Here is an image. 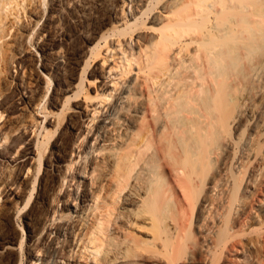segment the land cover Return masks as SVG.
<instances>
[{"label":"bare ground","instance_id":"1","mask_svg":"<svg viewBox=\"0 0 264 264\" xmlns=\"http://www.w3.org/2000/svg\"><path fill=\"white\" fill-rule=\"evenodd\" d=\"M42 1L0 0V90L13 68L33 67L19 56L47 29L33 32V11L48 21L65 0ZM122 2L120 17L91 20L84 49L73 39L49 57L54 43L38 46L43 69L57 71L55 110L41 106L47 80L32 102L45 121L28 131L32 155L21 149L28 136L0 150L17 179L32 169L23 194L0 188L3 202L22 196L16 220L27 218L11 235L0 203V264H229L251 245L263 254L264 234L251 233L264 226V0ZM11 103L0 101V119Z\"/></svg>","mask_w":264,"mask_h":264},{"label":"rangeland","instance_id":"2","mask_svg":"<svg viewBox=\"0 0 264 264\" xmlns=\"http://www.w3.org/2000/svg\"><path fill=\"white\" fill-rule=\"evenodd\" d=\"M46 2H47L46 0L42 1V6H41L42 9L46 7L45 4ZM62 3L61 5L57 6L58 7L57 10L53 13V15L48 21L46 20L45 15L43 17L41 16L40 18L41 9L39 6H37L35 11H33V15H31V22H33L32 20L35 21L39 20L35 28L36 30L34 29L33 32L39 31L41 26L47 22L46 32L43 36H41L38 39L37 44L27 48L29 52L28 51L22 52L19 55L21 59L26 57L29 58V60L32 62L33 67L30 66L29 68H27V71H25V73H24V69H21L20 65L18 67L13 68L12 69L13 77H8L9 78L8 82L6 81L7 83L5 85V88L7 89L3 88L0 90V101L3 100L5 95L7 94H10L12 97V103L10 104V107H7V111L4 112L3 116L0 119V122H2L6 118H8L7 125H5L3 129L0 130V132L2 133L4 131L9 130L12 138V140L9 139L8 141L1 142L0 150H2L1 152L3 153L10 151L9 147L11 144H14L16 142H21L28 136L29 138L27 139V142L29 141V139L31 140L28 143L22 144L21 149H23L24 152L31 151V153L27 154V156L32 155V140L34 138V133L29 134L28 131L29 129H35V128L37 129L38 128L37 124L39 123V121H42L41 125L42 124L45 125V121L41 119L43 113L38 112L35 114V110L32 109L33 108L32 102L34 101L36 96L38 97L42 93L44 87H46L45 81L47 80L49 81V89L46 96L43 98L41 102V106L45 105L48 109L55 110L54 107L48 103L49 101L48 99L52 94L53 87L56 85L55 79H56L57 71L53 64L55 63V61L52 60L47 61L48 63H51L53 65L48 71L44 70L42 67V62L45 60L44 59L45 53L44 50H42V48L38 46L46 41L54 43L51 53L48 54L49 57L55 55V51L58 50V46L60 43L63 47L62 49L69 48L71 43H73V39L75 43H77L78 41V43L82 45L84 49V47L88 45L89 34H87L88 32L86 29L89 28L88 26L89 23L92 21L99 22V20L101 19L100 17H103L104 12L107 11L115 10L117 16L119 15L120 17V10L123 2L122 0H71V1L65 0ZM100 25L101 24L97 23L96 27L99 28ZM34 36L35 35H33V37ZM59 60H64V59L60 57ZM82 60L83 58L77 65L76 69H73L74 71L76 70L78 72V69L82 65ZM101 62L102 61L99 59L97 64H100ZM31 68L33 69L30 70ZM62 72L67 73L65 69H63ZM20 91H22L23 94L25 95H22ZM87 92L94 93L92 86H89L87 88ZM7 112L9 113V115H7L8 117L6 116ZM23 122L25 123V125H27L26 133H23L22 130L24 128ZM37 132H42L41 126L38 128ZM5 144L8 145L9 147H5L6 146ZM26 157H23L21 159H25ZM0 165H1L0 180L2 181V183H0L1 190L3 187H5L4 188L5 191L6 190L12 191L14 189L15 191H17L18 196L21 193L23 194L24 189L27 188L26 180L29 179L28 176L31 175L32 169L29 172H27L26 169L23 170V174L26 176L25 179L24 178L17 179L19 170L16 169V165L14 166V164L11 161H9V163L8 161L5 163L0 162ZM11 180L18 181L19 187H17L16 184L12 185ZM18 196H12L11 198L7 199V201L5 202H3V199L6 198V196L0 199V203L3 202V208L5 211H7L8 216L10 218L8 220H5L4 222L6 223V226L10 234L15 237L20 235V232H22L23 229L24 230L27 229V225L25 222L27 218L25 219L21 218L19 220H16L17 219L16 218L17 215L15 214L16 207L20 205L22 206V203L20 201L22 199V196L20 197ZM262 207L264 208V203L263 206L261 205L260 208ZM19 215L20 213L18 214V216ZM261 220L260 221L262 223L264 219ZM259 222L258 224L257 222L253 223L254 226L252 225V227L254 228L255 226L257 227V225L259 226L261 224V223L259 224ZM0 224H1V220H0ZM260 227L264 229V226L261 225ZM260 227L258 229V232L255 230L256 228L252 229L253 232L251 234L259 236L260 233L261 236L260 238H262L264 233L261 234V232H259L262 231ZM262 232H264V230ZM247 235L249 234H246V236ZM257 249L258 247L256 248V246L254 247V245H251L248 246L243 252L240 251L239 253L236 254L234 253V255L232 254L229 257L230 260L228 259L229 264H264V251L262 250L263 254H261V250L259 249L260 251H258ZM257 251L260 252L261 257L259 256L260 254L258 255ZM11 255H14V253L11 252Z\"/></svg>","mask_w":264,"mask_h":264}]
</instances>
